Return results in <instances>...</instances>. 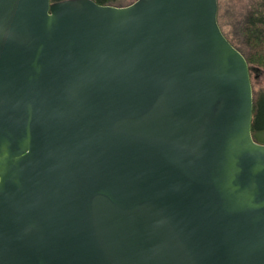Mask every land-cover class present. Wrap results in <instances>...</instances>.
<instances>
[{
	"label": "water",
	"instance_id": "95a60500",
	"mask_svg": "<svg viewBox=\"0 0 264 264\" xmlns=\"http://www.w3.org/2000/svg\"><path fill=\"white\" fill-rule=\"evenodd\" d=\"M218 0H0V264H264V143Z\"/></svg>",
	"mask_w": 264,
	"mask_h": 264
},
{
	"label": "trees",
	"instance_id": "16d2710c",
	"mask_svg": "<svg viewBox=\"0 0 264 264\" xmlns=\"http://www.w3.org/2000/svg\"><path fill=\"white\" fill-rule=\"evenodd\" d=\"M95 1L101 4L124 6L132 3L134 0ZM223 32L246 56L250 64L251 77L254 69L264 73V0L258 1L238 23L232 24L231 31L226 32L223 30ZM253 95L252 132L255 138L257 133L264 131V88L256 89L253 85Z\"/></svg>",
	"mask_w": 264,
	"mask_h": 264
},
{
	"label": "rangeland",
	"instance_id": "374dc122",
	"mask_svg": "<svg viewBox=\"0 0 264 264\" xmlns=\"http://www.w3.org/2000/svg\"><path fill=\"white\" fill-rule=\"evenodd\" d=\"M258 1L261 0H218V21L222 29L231 31L232 24L238 23ZM252 82L256 89L264 88V73L254 69ZM255 140L264 143V131L257 133Z\"/></svg>",
	"mask_w": 264,
	"mask_h": 264
}]
</instances>
